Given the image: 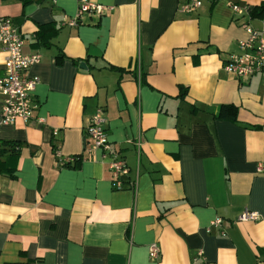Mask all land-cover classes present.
I'll use <instances>...</instances> for the list:
<instances>
[{
  "label": "crops",
  "instance_id": "crops-1",
  "mask_svg": "<svg viewBox=\"0 0 264 264\" xmlns=\"http://www.w3.org/2000/svg\"><path fill=\"white\" fill-rule=\"evenodd\" d=\"M91 1L112 9L69 26L77 0H0L23 52L41 56L25 74L39 79L33 115L44 119L0 124V141L19 144L0 159V264H264V74L224 68L244 23L264 30L248 13L264 0L190 12L182 0ZM224 105L234 109L216 118ZM98 107L134 190L113 189L101 151H87ZM56 151L79 160L58 166ZM244 209L259 218L236 220Z\"/></svg>",
  "mask_w": 264,
  "mask_h": 264
},
{
  "label": "built area",
  "instance_id": "built-area-1",
  "mask_svg": "<svg viewBox=\"0 0 264 264\" xmlns=\"http://www.w3.org/2000/svg\"><path fill=\"white\" fill-rule=\"evenodd\" d=\"M201 5V0H182L179 10L190 12ZM112 7L97 4L91 0H77L75 15L66 21V25L77 26L84 14L99 15L111 10ZM231 9L235 16L244 17L247 7L232 4ZM246 37L239 40L240 53L231 54L224 63V68L238 79L247 80L257 73L264 74V30H255L247 23L243 24ZM24 41L16 24L7 16H0V49L5 54V72L0 76V124L12 125L20 120L23 123L34 119L36 123L44 122L42 117H34L33 113L38 106L33 91L39 81L37 76H27L25 72L41 59L39 53L26 54L23 52ZM103 110L98 107L84 127V135L90 141L88 152L101 151V160L106 163L110 171L111 187L121 190L127 185L130 189L136 188V179H128L129 167L120 157L119 151L108 139L105 128ZM137 159L140 155L141 139L137 137L132 141ZM58 166L75 163L77 157L60 158V153L55 152ZM264 168V163L259 164L258 170ZM259 215L255 211L244 209L237 217L239 221H255ZM223 220L216 217L210 222L207 230L212 226H221ZM160 255V248L156 243L148 246V256L155 260ZM203 260L202 251L198 250L195 261Z\"/></svg>",
  "mask_w": 264,
  "mask_h": 264
},
{
  "label": "trees",
  "instance_id": "trees-1",
  "mask_svg": "<svg viewBox=\"0 0 264 264\" xmlns=\"http://www.w3.org/2000/svg\"><path fill=\"white\" fill-rule=\"evenodd\" d=\"M27 0H24V2ZM248 13L251 17H259L264 15V1H262L258 6L251 8L250 10H248ZM186 93V90L181 87L180 88V96H184V94ZM234 109L233 106L231 105H224L221 106L219 112L215 115L216 118H221L224 117L223 116V110H232ZM14 146H19L18 143L15 144V142L13 141H0V159L2 156H4L8 150L11 151V154H17L18 152V147H16V149H14ZM1 165H2V161L0 160V169H1ZM11 172H8V175H10Z\"/></svg>",
  "mask_w": 264,
  "mask_h": 264
},
{
  "label": "water",
  "instance_id": "water-1",
  "mask_svg": "<svg viewBox=\"0 0 264 264\" xmlns=\"http://www.w3.org/2000/svg\"><path fill=\"white\" fill-rule=\"evenodd\" d=\"M80 67H81V68H86L85 63H84V62H81V63H80Z\"/></svg>",
  "mask_w": 264,
  "mask_h": 264
}]
</instances>
